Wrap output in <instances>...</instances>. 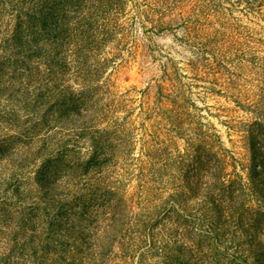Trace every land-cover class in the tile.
<instances>
[{
	"label": "rangeland",
	"instance_id": "374dc122",
	"mask_svg": "<svg viewBox=\"0 0 264 264\" xmlns=\"http://www.w3.org/2000/svg\"><path fill=\"white\" fill-rule=\"evenodd\" d=\"M0 264H264V0H0Z\"/></svg>",
	"mask_w": 264,
	"mask_h": 264
}]
</instances>
